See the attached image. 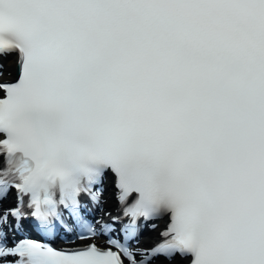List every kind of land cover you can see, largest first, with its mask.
<instances>
[{
    "label": "snow or ice",
    "instance_id": "obj_1",
    "mask_svg": "<svg viewBox=\"0 0 264 264\" xmlns=\"http://www.w3.org/2000/svg\"><path fill=\"white\" fill-rule=\"evenodd\" d=\"M13 55L0 264H264V0H0Z\"/></svg>",
    "mask_w": 264,
    "mask_h": 264
},
{
    "label": "bare ground",
    "instance_id": "obj_2",
    "mask_svg": "<svg viewBox=\"0 0 264 264\" xmlns=\"http://www.w3.org/2000/svg\"><path fill=\"white\" fill-rule=\"evenodd\" d=\"M4 67L6 69H11L13 70L14 68V60L11 59V60H8V61H4L3 63ZM107 203H106V208L111 210V197H110V194H108L106 192V197H105ZM158 232H160V228L156 227L149 235L145 236L141 241H140V246L141 247H145V246H148L158 235ZM156 264H167L165 262H157Z\"/></svg>",
    "mask_w": 264,
    "mask_h": 264
}]
</instances>
